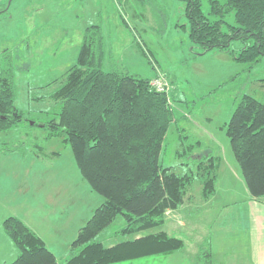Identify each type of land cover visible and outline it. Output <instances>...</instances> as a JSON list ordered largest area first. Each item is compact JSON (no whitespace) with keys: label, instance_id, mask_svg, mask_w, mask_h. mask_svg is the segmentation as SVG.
Instances as JSON below:
<instances>
[{"label":"trees","instance_id":"1","mask_svg":"<svg viewBox=\"0 0 264 264\" xmlns=\"http://www.w3.org/2000/svg\"><path fill=\"white\" fill-rule=\"evenodd\" d=\"M189 36L204 52L229 51L235 61L258 65L264 57V0H211L212 13L221 18L234 12L236 26L224 20L210 21L200 0H185ZM234 41L243 48L236 49ZM102 29L85 30L77 63L67 72L65 82L51 94L63 107L58 117L40 127L48 129L46 139L61 138L69 143L79 172L92 191L104 199L91 219L79 231L64 264H118L155 255H170L182 250V238L161 232L106 247L99 236L118 216L125 226L114 237L135 235L155 229L165 222L168 209L182 205L197 179L203 185L204 198L216 192V172L221 157L207 144L178 128L179 142L184 146L179 158H191L195 171L177 174L164 167L161 157L174 118L169 93L150 86L151 79L119 69L105 71ZM13 67L0 72V132L13 129L23 121L16 107ZM38 125V124H36ZM226 135L249 193L255 199L264 197V103L245 95L237 106ZM8 147H7V146ZM4 144V153H26L23 144ZM182 146V147H183ZM7 147V148H6ZM205 148V149H204ZM5 233L19 251L11 264H59L56 255L43 239L17 217L3 223ZM205 264H212V248L206 244ZM203 260V261H204Z\"/></svg>","mask_w":264,"mask_h":264},{"label":"rangeland","instance_id":"2","mask_svg":"<svg viewBox=\"0 0 264 264\" xmlns=\"http://www.w3.org/2000/svg\"><path fill=\"white\" fill-rule=\"evenodd\" d=\"M200 1L210 21L224 20V31L228 25L236 26L234 12L221 18L212 13L211 0ZM186 5L185 0H0V72L8 65L14 68L15 102L24 118L13 129L0 132V149L6 143L15 147L23 144L27 151L21 155L36 153L48 159L51 155L52 176L61 177L60 185L80 190L82 181L85 191H92L78 170L70 144L64 141L66 135L47 140L50 131L40 124L56 119L61 113L63 103L55 102L50 96L77 63L85 30L99 26L104 37L105 71L119 69L151 80L161 76L168 84L167 93L178 121L168 132L162 165L172 167L179 175L195 171V161L177 156L184 150L178 140V128L183 127L208 146L207 151L198 150L195 156L208 152L211 145L222 154L224 162L237 164L225 127L245 95L264 103V57L252 67L235 61L226 50L204 52L190 39ZM233 46L243 48L240 41H234ZM6 179L15 183L8 176ZM201 186V180L197 179L186 199ZM93 194L99 201L103 199ZM97 205L98 202H93V209ZM189 207L186 209L191 210ZM124 226L125 220L120 215L98 240ZM183 232L182 237L193 236L189 231ZM150 234L157 233L152 229L115 238L131 241ZM186 243V247L173 255H155L118 264H205L207 241L201 246L196 240ZM219 244L213 247L212 264H220L217 258L227 259L228 254L222 252L228 249L222 248L223 241ZM196 253L197 257H191Z\"/></svg>","mask_w":264,"mask_h":264},{"label":"crops","instance_id":"3","mask_svg":"<svg viewBox=\"0 0 264 264\" xmlns=\"http://www.w3.org/2000/svg\"><path fill=\"white\" fill-rule=\"evenodd\" d=\"M209 147L221 157L216 172V192L203 198L201 186L197 192L190 193L183 207L168 211L164 225L155 228V233L167 232L182 237L183 231H189L193 236L182 237L185 242L196 240L201 246L209 241L212 252L214 245L220 246L219 241H223L222 248L228 250L222 254L228 255L225 261L217 258L220 264H264V197H252L238 163L224 162L222 154L211 145ZM47 159L36 153L24 156L0 152V175L5 174L0 176V264H11L19 256L18 249L3 229L9 217L23 220L43 239L58 263L64 264L79 231L104 201H99L91 190L87 193L82 181L83 189L80 190L60 185L61 177L52 176L54 159L51 155ZM6 176L15 183L8 181ZM93 202H98L94 209ZM188 207L191 210L186 209ZM114 233L101 238L106 247L127 241H116ZM228 243L231 244L228 246ZM191 257H197V253Z\"/></svg>","mask_w":264,"mask_h":264},{"label":"built area","instance_id":"4","mask_svg":"<svg viewBox=\"0 0 264 264\" xmlns=\"http://www.w3.org/2000/svg\"><path fill=\"white\" fill-rule=\"evenodd\" d=\"M150 86L155 91L160 93H166L168 89V84L165 81V78L158 76L150 81Z\"/></svg>","mask_w":264,"mask_h":264}]
</instances>
